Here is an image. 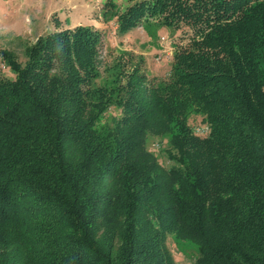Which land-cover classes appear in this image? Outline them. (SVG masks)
<instances>
[{
    "label": "trees",
    "instance_id": "trees-1",
    "mask_svg": "<svg viewBox=\"0 0 264 264\" xmlns=\"http://www.w3.org/2000/svg\"><path fill=\"white\" fill-rule=\"evenodd\" d=\"M102 10L120 37L191 36L168 78L114 87L92 26L40 37L24 63L0 51V264H178L170 239L193 264H264V0Z\"/></svg>",
    "mask_w": 264,
    "mask_h": 264
},
{
    "label": "rangeland",
    "instance_id": "rangeland-1",
    "mask_svg": "<svg viewBox=\"0 0 264 264\" xmlns=\"http://www.w3.org/2000/svg\"><path fill=\"white\" fill-rule=\"evenodd\" d=\"M105 2L106 0H0V51H12L24 63L26 49L40 37L77 26H92L102 32L99 49L100 85L114 87L117 84H113L114 80L126 82L129 74L136 71L149 81L168 78L173 65V54L177 46L182 47L189 42L190 33L179 32L175 37L174 33L159 29L155 23H144L127 36L120 37L116 33L114 22L107 23L104 18L102 6ZM121 2L119 1L120 4ZM163 36L166 37L165 41L162 40ZM0 68L4 75L11 76L9 69L2 64ZM105 118L109 120L110 116ZM191 124L197 126L198 134L209 130L208 127L199 126L200 118L196 116H192ZM152 139L150 150L160 158L164 166L171 167L173 162L162 149L166 141L158 137ZM169 244L180 259L178 264H193L195 246L192 242L186 241L176 246L170 239Z\"/></svg>",
    "mask_w": 264,
    "mask_h": 264
},
{
    "label": "built area",
    "instance_id": "built-area-1",
    "mask_svg": "<svg viewBox=\"0 0 264 264\" xmlns=\"http://www.w3.org/2000/svg\"><path fill=\"white\" fill-rule=\"evenodd\" d=\"M162 40H163V41H165V40H166V38H165V37H163V38H162Z\"/></svg>",
    "mask_w": 264,
    "mask_h": 264
},
{
    "label": "clouds",
    "instance_id": "clouds-1",
    "mask_svg": "<svg viewBox=\"0 0 264 264\" xmlns=\"http://www.w3.org/2000/svg\"><path fill=\"white\" fill-rule=\"evenodd\" d=\"M163 37H165V36H163ZM163 37H162V38H163ZM165 38H166V37H165Z\"/></svg>",
    "mask_w": 264,
    "mask_h": 264
}]
</instances>
